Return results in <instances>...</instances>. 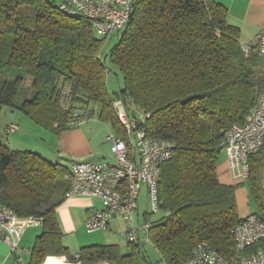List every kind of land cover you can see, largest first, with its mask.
I'll use <instances>...</instances> for the list:
<instances>
[{
  "label": "trees",
  "instance_id": "trees-1",
  "mask_svg": "<svg viewBox=\"0 0 264 264\" xmlns=\"http://www.w3.org/2000/svg\"><path fill=\"white\" fill-rule=\"evenodd\" d=\"M59 3L0 0V123L8 107L59 135L81 116L79 109L93 103L99 105L98 118L127 139L114 106L123 100L130 116L143 114L140 125L149 136L173 148L172 159L161 168V214L151 215L149 235L160 257L167 264H184L204 241L232 256V230L248 215L239 214L235 186L219 180L218 162L227 131L248 121L264 90V58L253 46L245 54L241 30L229 23L222 3L138 0L109 55L124 80L118 92H111L101 56L108 37L97 36L92 20L63 13ZM263 153L264 145L250 155L248 178L258 204L251 214L261 220ZM71 184L70 166L0 142L1 202L21 218L43 216L27 264H43L49 255L83 264L156 263L149 262L147 244L140 242L128 241L127 253L119 244L72 252L58 215ZM113 185L127 190V179ZM255 247H264V239Z\"/></svg>",
  "mask_w": 264,
  "mask_h": 264
},
{
  "label": "built area",
  "instance_id": "built-area-1",
  "mask_svg": "<svg viewBox=\"0 0 264 264\" xmlns=\"http://www.w3.org/2000/svg\"><path fill=\"white\" fill-rule=\"evenodd\" d=\"M138 0H63L59 9L70 16H81L93 21L100 36H112L124 29L133 18ZM246 55L253 48L242 45ZM264 58V31L254 49ZM119 121L125 127L127 139L109 134L116 163L107 161H79L71 164L72 184L66 197H97L102 207L90 213L85 221L88 232L107 229L110 221L122 218L129 241L151 243V215L160 209L159 180L164 163L173 157L171 144L149 136L141 126L143 114L130 116L123 100L114 102ZM11 123L7 134L17 130ZM224 150L233 179L246 180L250 176V155L264 145V90L244 124H233L226 133ZM127 179V190L116 188L114 181ZM148 186L149 211L143 219L136 218L142 186ZM261 187L264 192V154ZM43 216L21 218L17 212L0 200V239L12 251H21L20 241L27 227L42 224ZM235 252L229 258L215 250L208 242L196 245L184 264H264V247H255L264 239V220L249 214L233 230ZM96 264H115L101 261ZM155 264H167L160 257Z\"/></svg>",
  "mask_w": 264,
  "mask_h": 264
},
{
  "label": "crops",
  "instance_id": "crops-1",
  "mask_svg": "<svg viewBox=\"0 0 264 264\" xmlns=\"http://www.w3.org/2000/svg\"><path fill=\"white\" fill-rule=\"evenodd\" d=\"M215 1L222 3L228 8V21L230 24L238 26L240 28L241 30L240 40L242 45H245L244 43H253V41L257 40V46H258L260 34L264 31V0H215ZM10 113L11 111L9 109L7 112L8 116ZM20 114L21 113L17 111V116L15 120L20 116ZM89 120H91L90 122L93 121V119L90 117ZM94 120L101 121L103 125H100V123H98L99 125H97L96 122L99 121H96L95 123H92L90 127H84L86 122H82L80 124L79 119H77L72 124V127L70 129L57 135L58 138L57 145L59 151L56 153V155L58 157L72 156V157H77L79 159L90 158L93 160H95L96 158H103L107 162L112 161L111 157L114 156V152L112 151V140H108L107 136L109 134H115L114 130L109 123L104 122L100 119H94ZM11 123L17 125L18 127L17 130L21 129L20 124L19 123L17 124L11 119L7 123V126ZM17 130L15 132H17ZM15 138L17 141L14 140V142L12 143L13 147L15 145L14 148L20 147L21 142L26 143L27 141L26 133H22L21 135L17 133ZM42 140L45 142V139L42 138ZM52 147L53 146H47L45 148V146H43L40 153L45 154L48 153L49 151L55 152L52 150ZM79 161H85V160L73 161L71 164ZM71 164L67 166H71ZM218 175H219V180L224 184L231 185L232 182H236V180L233 179L230 173L228 160L225 154L219 159ZM101 207H102L101 200L97 197L76 196V197L67 198L58 207V215L60 216L61 221L66 227V231H73L76 228V219L78 215L79 216L82 215L83 217L82 220L85 224V221L87 217L90 215V213ZM246 216L243 215L242 217H246ZM123 224L126 229V224L122 218L112 219L110 221V225L107 228V230H112V231L118 230L121 227H123ZM39 226L42 227V224H39ZM26 234H27V230L25 231L24 235L21 238L20 245H22L23 243H27L28 241H31L35 237V235L38 236V231L29 233V236L27 238H26ZM112 244H117V243H112ZM22 251H24V253H29V258L27 259V261H25V259L22 258V253H21ZM30 251L31 248L21 247V251L17 253L18 256L16 257L14 251H12L10 246L0 239V264H18V259L20 257L22 258V264H27L30 259ZM49 257L53 259L48 260ZM47 261H49L50 263L54 262L53 264L57 262H66L67 257L65 255L62 256L49 255L46 257L43 264H45Z\"/></svg>",
  "mask_w": 264,
  "mask_h": 264
},
{
  "label": "rangeland",
  "instance_id": "rangeland-1",
  "mask_svg": "<svg viewBox=\"0 0 264 264\" xmlns=\"http://www.w3.org/2000/svg\"><path fill=\"white\" fill-rule=\"evenodd\" d=\"M52 1L58 4L60 0H52ZM20 9L22 10L28 9L29 14L34 13L33 8L29 6H21ZM121 33L122 30L120 32H115L112 36L108 37L104 42L101 51V56L108 68L107 83L111 92H118L123 86V82H124L122 73L116 68V66L111 64L109 58V55L112 49L114 48V46L116 45V43L118 42ZM97 36L99 37L100 35L97 34ZM244 44L257 47V40L253 41V43H244ZM8 110H9L8 107H4L2 121L0 123V142L7 145L11 149L30 150L40 153L43 146H45V148L47 146H53L52 150L55 152L49 151L48 153L45 154L41 153V154L53 162H61L65 165H70L73 161H78V160L106 161L103 158H96L95 160H93L90 158L79 159L77 157H72V156L58 157L56 155V153L59 151L57 145L58 144L57 135L52 133L50 130L46 128L35 125L22 113L16 120H13L17 124L18 123L20 124L21 129L17 130V132L13 131L11 134L8 135L7 127H6L7 123L10 121L9 118L10 115L8 116L7 114ZM98 111H99V105L93 103L88 107L79 109L78 112L81 114V116L78 117L80 124L82 122H86L84 127H90L92 123L99 121V120H94V119H99ZM131 111H135L137 113V109L132 108ZM90 112H92V114L88 115L87 113ZM89 117L93 119L92 122H90L91 120H89ZM98 123H100V125H103L101 121L96 122L97 125H99ZM17 133H19V135H21L22 133H26L27 141L26 143L21 142L20 147L14 148L15 145L13 147L12 143L14 142V140L17 141L15 138ZM42 138L45 139V142L42 140ZM224 154L225 152L223 151L220 157L224 156ZM114 156L111 157L112 161H108V162L115 163L116 158ZM231 185L235 186L239 214L241 216L243 215L246 216L253 212H256L258 210V204L251 194L249 179L239 180V181L236 180V182H232ZM146 211H149L148 186L144 184L142 186L140 193L139 208L136 214V218L139 217L140 219H143L144 216L142 213ZM160 214H161L160 212L153 214V217L159 216ZM82 218H83L82 215L81 216L78 215L76 219V228L73 231H66V227L64 226L59 216L61 227L65 234L64 243L72 250V252H77L80 250L81 247L88 246L91 244H112V243L119 244L123 252L125 253L129 252V244H128L129 239L127 237L124 224L123 227L115 231L106 229V230H97L95 232H88ZM26 230H27V234H26V238H27L29 236V233H33L34 231H38V235H39L41 233L42 227L39 225L38 226L32 225L27 227ZM36 236L37 235H35V237L31 241H28L27 243H23L22 245H20V247L32 248L35 243ZM145 247L147 250L149 262L151 263L157 262V260L160 257V254L158 250L154 247V245L148 243ZM21 253H22V258L25 259V261H27V259L29 258V253H24V251H22ZM22 258L20 257L18 259V264H22ZM76 264H83V263L77 262Z\"/></svg>",
  "mask_w": 264,
  "mask_h": 264
},
{
  "label": "water",
  "instance_id": "water-1",
  "mask_svg": "<svg viewBox=\"0 0 264 264\" xmlns=\"http://www.w3.org/2000/svg\"><path fill=\"white\" fill-rule=\"evenodd\" d=\"M9 115H10V119L13 121V120H15V118L17 116V111H12ZM14 254L16 255V257L18 256V254L16 252H14Z\"/></svg>",
  "mask_w": 264,
  "mask_h": 264
},
{
  "label": "bare ground",
  "instance_id": "bare-ground-1",
  "mask_svg": "<svg viewBox=\"0 0 264 264\" xmlns=\"http://www.w3.org/2000/svg\"><path fill=\"white\" fill-rule=\"evenodd\" d=\"M55 264H76L75 262H57Z\"/></svg>",
  "mask_w": 264,
  "mask_h": 264
}]
</instances>
